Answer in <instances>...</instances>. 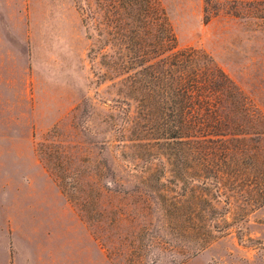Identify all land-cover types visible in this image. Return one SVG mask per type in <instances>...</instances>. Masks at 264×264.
Wrapping results in <instances>:
<instances>
[{"label":"rangeland","instance_id":"obj_1","mask_svg":"<svg viewBox=\"0 0 264 264\" xmlns=\"http://www.w3.org/2000/svg\"><path fill=\"white\" fill-rule=\"evenodd\" d=\"M160 1L178 45L209 52L264 113V0ZM109 4L10 9L36 108L0 150V264H264V205L227 203L198 178L208 169L143 131Z\"/></svg>","mask_w":264,"mask_h":264},{"label":"trees","instance_id":"obj_2","mask_svg":"<svg viewBox=\"0 0 264 264\" xmlns=\"http://www.w3.org/2000/svg\"><path fill=\"white\" fill-rule=\"evenodd\" d=\"M109 6L116 70L131 68L128 94L139 104L143 131L172 161L208 169L198 178L204 184L212 178L213 194L227 203L263 206L264 113L209 52L178 45L160 0Z\"/></svg>","mask_w":264,"mask_h":264},{"label":"crops","instance_id":"obj_3","mask_svg":"<svg viewBox=\"0 0 264 264\" xmlns=\"http://www.w3.org/2000/svg\"><path fill=\"white\" fill-rule=\"evenodd\" d=\"M14 0H0V150L4 149L6 129L12 134L16 127L24 135L30 133L31 115L35 114L36 75L24 54L21 68L15 65V44L10 9ZM6 24L9 27L6 33ZM27 37V35H25ZM32 87V97H31ZM21 123V126L18 124Z\"/></svg>","mask_w":264,"mask_h":264}]
</instances>
